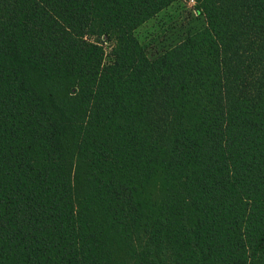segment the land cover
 <instances>
[{"label":"trees","instance_id":"16d2710c","mask_svg":"<svg viewBox=\"0 0 264 264\" xmlns=\"http://www.w3.org/2000/svg\"><path fill=\"white\" fill-rule=\"evenodd\" d=\"M174 1L0 0V264H264V0Z\"/></svg>","mask_w":264,"mask_h":264},{"label":"rangeland","instance_id":"374dc122","mask_svg":"<svg viewBox=\"0 0 264 264\" xmlns=\"http://www.w3.org/2000/svg\"><path fill=\"white\" fill-rule=\"evenodd\" d=\"M205 26L194 0H176L141 25L136 34L153 58Z\"/></svg>","mask_w":264,"mask_h":264}]
</instances>
